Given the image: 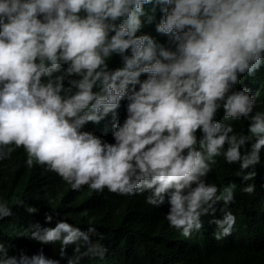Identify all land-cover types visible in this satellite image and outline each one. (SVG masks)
<instances>
[{
    "label": "clouds",
    "instance_id": "9594fccd",
    "mask_svg": "<svg viewBox=\"0 0 264 264\" xmlns=\"http://www.w3.org/2000/svg\"><path fill=\"white\" fill-rule=\"evenodd\" d=\"M153 25L156 36L144 31ZM262 70L264 0H0V162L22 149L27 169L74 192L147 193L156 208L167 201L169 227L190 239L217 202L236 203L235 184L208 182L217 165L239 167L249 181L264 163L260 93L240 86ZM241 191L254 195L256 186ZM220 211L209 221L217 241L237 223ZM13 215L0 198V220ZM53 219L45 213L46 224ZM25 232L58 245L67 264L109 251L91 221L84 231L67 214ZM13 247L0 241V264H60L43 248L29 256Z\"/></svg>",
    "mask_w": 264,
    "mask_h": 264
},
{
    "label": "trees",
    "instance_id": "16d2710c",
    "mask_svg": "<svg viewBox=\"0 0 264 264\" xmlns=\"http://www.w3.org/2000/svg\"><path fill=\"white\" fill-rule=\"evenodd\" d=\"M145 7L150 10L151 6ZM144 31L157 35L154 25ZM116 66H120L118 59L113 64ZM246 84L251 85L255 93H260L257 108H264V75L242 77L240 86ZM242 128L247 133V121H243ZM262 157L264 159V152ZM25 159L23 150L17 149L10 159L0 162V198L6 200L14 212L12 217L0 220V241L14 246L10 249L12 255L24 250L31 256L43 248L48 258L67 264V259H60L58 245H41L19 237L21 233L27 235L25 229L30 223L38 221L45 227H54L56 221L67 214L69 222L84 231L91 221L97 231L103 233L105 239L101 243L109 249L103 260L97 258L83 264H264V163H261L262 171L257 166L254 180L243 181L237 175L240 168L222 160L207 180L221 190L235 184L236 203L226 206L217 202L215 217H203V229L185 239L170 228L165 219L170 208L167 201L156 208L145 203L147 193L124 197L107 190L103 195L84 189L74 192L53 173H45L39 167L27 169ZM247 184H255L254 195L241 191ZM11 188L13 193H10ZM20 200L26 206L39 208L40 212L29 214L17 206ZM221 208L230 210L237 217V223L231 236L217 241L213 237L216 226L209 221L222 218ZM85 211L86 216L82 215ZM45 213L53 215L51 224L45 223ZM68 255H74V246L68 248Z\"/></svg>",
    "mask_w": 264,
    "mask_h": 264
},
{
    "label": "bare ground",
    "instance_id": "6f19581e",
    "mask_svg": "<svg viewBox=\"0 0 264 264\" xmlns=\"http://www.w3.org/2000/svg\"><path fill=\"white\" fill-rule=\"evenodd\" d=\"M77 202V201H76ZM81 205V204H80ZM251 217V216H250Z\"/></svg>",
    "mask_w": 264,
    "mask_h": 264
}]
</instances>
